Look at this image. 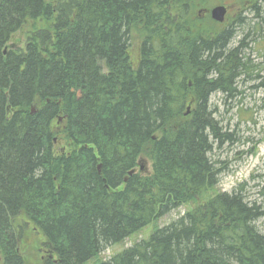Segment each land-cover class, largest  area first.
I'll return each instance as SVG.
<instances>
[{"label": "trees", "instance_id": "obj_1", "mask_svg": "<svg viewBox=\"0 0 264 264\" xmlns=\"http://www.w3.org/2000/svg\"><path fill=\"white\" fill-rule=\"evenodd\" d=\"M205 1L0 0L1 264H27L28 227L41 264H83L189 202L97 264H264L263 210L242 185L205 198L220 174L213 150L233 140L210 98L238 96L241 82L264 90V61L246 53L261 35L253 18L215 22ZM259 1L234 4L257 18ZM58 134L69 151L55 152Z\"/></svg>", "mask_w": 264, "mask_h": 264}, {"label": "rangeland", "instance_id": "obj_2", "mask_svg": "<svg viewBox=\"0 0 264 264\" xmlns=\"http://www.w3.org/2000/svg\"><path fill=\"white\" fill-rule=\"evenodd\" d=\"M218 2L219 0L205 1L206 5L209 6V10L216 5H220ZM220 2L228 7L225 21L227 24L234 23L238 15L243 19H247V21L253 18V21L250 22L251 27H256V32L261 37H256V42L250 43L251 49L248 48L246 53L250 55L254 64L264 61V0L258 2L257 18H254L253 13L250 12H238L239 7L234 4V0H221ZM200 14L203 18L206 11L200 12ZM33 25L34 22L30 21L14 33L9 46L13 48L23 47L27 35L33 29ZM238 37L237 34L234 41ZM139 43V37L137 34H133L130 40L129 54L134 62L138 59ZM256 83V81L239 83L237 89L242 93L233 98H226L225 95L219 92L213 94L210 98L211 107L217 109L216 120L220 122L219 124L224 131L233 134V140L222 143L213 150L211 158L216 162V167L220 168V174L218 183L208 191L205 198L222 191L231 192L234 188L242 185L245 199L255 202L263 210V215L255 222V226L260 233L264 234V90L253 89ZM31 110H33V107ZM59 125H62V123ZM54 141L55 152H67L71 149L67 140L61 134H58ZM138 164L140 172L150 174L151 163L146 155L140 156ZM195 205L194 202H189L171 210L119 243L104 248L98 255L83 264H97L133 244L147 239L155 229L169 224L187 210L194 208ZM26 232L24 234L25 238L22 240V243H25L21 246V251L27 257V264H41V259L45 258V253L38 247L36 248L37 242L41 241V236L40 239H37L38 233L30 230V227L26 229Z\"/></svg>", "mask_w": 264, "mask_h": 264}, {"label": "water", "instance_id": "obj_3", "mask_svg": "<svg viewBox=\"0 0 264 264\" xmlns=\"http://www.w3.org/2000/svg\"><path fill=\"white\" fill-rule=\"evenodd\" d=\"M227 8L224 5H216L209 10V14L212 20L218 23H222L225 19ZM189 108H187L186 114H188ZM142 169V167H140Z\"/></svg>", "mask_w": 264, "mask_h": 264}, {"label": "flooded vegetation", "instance_id": "obj_4", "mask_svg": "<svg viewBox=\"0 0 264 264\" xmlns=\"http://www.w3.org/2000/svg\"><path fill=\"white\" fill-rule=\"evenodd\" d=\"M228 14V9H227V13H226V15Z\"/></svg>", "mask_w": 264, "mask_h": 264}, {"label": "bare ground", "instance_id": "obj_5", "mask_svg": "<svg viewBox=\"0 0 264 264\" xmlns=\"http://www.w3.org/2000/svg\"><path fill=\"white\" fill-rule=\"evenodd\" d=\"M187 108H189V106ZM186 112H187V110H186Z\"/></svg>", "mask_w": 264, "mask_h": 264}]
</instances>
